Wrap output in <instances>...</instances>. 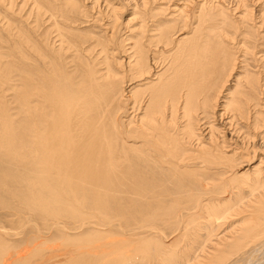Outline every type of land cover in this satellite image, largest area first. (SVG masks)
<instances>
[{
	"label": "bare ground",
	"instance_id": "6f19581e",
	"mask_svg": "<svg viewBox=\"0 0 264 264\" xmlns=\"http://www.w3.org/2000/svg\"><path fill=\"white\" fill-rule=\"evenodd\" d=\"M114 1L0 0V87L21 85L19 119L0 91V189L27 182L0 206L41 220L24 244L0 229V264H205L241 208L239 238L264 244V0H126L124 22ZM79 14L103 35L75 33ZM252 158V197L212 203ZM197 213L182 249L148 236ZM50 230L60 244L38 242Z\"/></svg>",
	"mask_w": 264,
	"mask_h": 264
},
{
	"label": "rangeland",
	"instance_id": "374dc122",
	"mask_svg": "<svg viewBox=\"0 0 264 264\" xmlns=\"http://www.w3.org/2000/svg\"><path fill=\"white\" fill-rule=\"evenodd\" d=\"M76 2H78V0H76ZM125 2H126V0H116V1H114V3H115L114 5H117V6L119 4L122 5ZM78 4H80V3H78ZM122 6H124V8L117 10V13L119 15V18L122 17V20L124 22L127 18H129V16H130L129 15V11L131 10V8L130 7H126L125 5H122ZM252 6H254V5L252 4ZM257 6H258V4H256V7ZM252 8H254V7H252ZM78 16H80V17H78ZM78 16L76 17L77 21L78 20H79V22H81V21L83 22L84 20L85 21L83 23L82 22L80 23L82 26L79 25L78 22L77 23L75 22L73 25L82 28V30L84 28L83 32L87 31L88 33H83L82 31H81L82 33L79 32V31H76L75 33L79 34L80 36L83 35L85 39L88 36L87 34H90V36H94L95 34H97V35L99 34L100 35V33H101V35H103V31L99 30L101 28L99 26H97V25L92 24L91 19H89V18L86 19V16L84 14H82V15L79 14ZM82 16H83V18H81ZM25 18H27V17H25ZM80 19H81V21H80ZM118 20L120 21L121 19H118ZM25 21L26 20H24V22ZM121 22L122 21L119 22V28H120L119 39H121L120 37L123 38L125 35H127V29L124 27L125 25H123ZM167 25H170V24H167ZM123 27H124L125 30L122 29ZM91 28H92V30H91ZM93 28L96 31H93ZM89 29H90V32H89ZM75 33H73V34L75 35ZM177 34L178 33L174 32L172 34L171 38L174 37V39H175L176 37L178 38V37H182L183 36V35L181 36V34L180 35H177ZM122 35H124V36H122ZM90 36H88V37H90ZM89 40L90 41H94L91 38H89ZM116 56H118V55L116 54ZM5 60H6V58H5ZM11 72H13V73H11V75L13 74L12 78H10V81L7 84H3L0 87L1 88L0 91H1V94L3 96L4 103L6 104L8 110L10 111V112L9 111L8 112L12 114V115L11 114L10 115L14 116L17 119H19L21 114L20 113H16L17 108L15 106H16V101L17 100H16V97H15V91L19 92L21 90V85H20V82H19L20 80H19L18 76L14 75V74H17V71H15V72L11 71ZM232 75H234V77L235 76L237 77V76L241 75V73H239V72L237 73L236 71L231 73V75L228 77V79L226 81L225 88L220 93V95H218V99L216 100L217 102L218 101H220V102L225 101L226 98L222 97V95L223 94H228V93L230 94L234 90V88L232 86V84H233ZM216 105H217V103H216ZM259 116H261V117H259ZM258 117H259V122L261 124L264 123V119H262L263 118L262 114L261 115L259 114ZM242 124H245V123H242ZM245 131H246V133H249L248 129H242V133L243 134L245 133ZM256 146H258V144ZM258 151H260V150H258ZM254 159L255 158H252L251 161H249V162L247 161L248 164H247V162L243 161L244 163L240 162L239 164L236 165L237 169L235 168L234 171H235V173L237 175L234 176V177H236L238 182L234 181L232 183L231 187L233 186L234 187L233 189L230 188V190H229V186L230 185L227 186L228 188L225 191V196H224V193H223L221 195V199L220 200L213 199L212 203L215 201L219 205H221L222 202H225V203H227V206H229V205H232L234 203L233 201L237 200L236 196H235L237 194H240L241 196H244V199H246L248 197H252L247 192V190H248V186H247L248 181L246 180V178H248V177H246V176H250L252 174L251 171L253 170V167L256 166L255 164H257V160H254ZM238 171H239V173H238ZM239 176H241V177H239ZM242 176H244V177H242ZM12 181H11V186H9V188L6 187V186H3L1 188L2 190L0 189V196H2V200L5 201L8 204H10L11 202H16L15 200L18 197L15 196V195H18L19 191L23 195L27 194V191H25L26 188H24V187H26V185H27L26 183L27 182L26 183H25V181L19 182V184L15 187V186H13L14 183H12ZM11 190H12V192H11ZM15 190L17 191L18 194H16ZM257 191L258 190H255L254 192H257ZM8 193H11L10 196L8 195ZM26 201L29 203L30 200H26ZM219 202H221V203H219ZM21 206H22V210L23 211L19 212V213L13 212L12 211L13 209H11V211H7L6 208L4 209V208H2L0 206V229H6V232L8 234L6 237L10 241H11V239H18V240H20V242H23V244H24V242L26 243V240L28 239L27 238L28 235H30L29 233L31 232L30 231L31 228H34L37 225H40L41 224V220L38 221V219H36V218H34L32 216L33 212L32 213L30 212V208L26 207V204L22 203ZM242 209L243 208L238 209L237 211H234V210L232 211L231 210L227 215L224 214L226 216L223 217L221 220L215 221L214 224H216V223H218V224L215 225V228L213 230L212 236H210L212 241L216 240V239L213 240V238H215V235L220 237L221 235H225V234L226 235L227 234L231 235L232 234V236H235V237H232L231 241L226 242V244L221 247L222 249L220 250L221 251L220 253L219 252L215 253L218 256L217 259H215L213 254L210 255L209 257H207V256H205L203 254V256L207 257L208 264H261V263H264V244L258 243L255 246H251V245L246 246L244 244H251V242H244L243 240H245V239L242 240V238H239L240 233H237V232L239 231L240 226H242L244 224V220H245L246 216L248 215V214H246V211L243 212ZM196 215H194L195 218H193V219L191 218L190 221L186 220V221L182 222L181 220H179L177 218L176 220H173L172 223L163 224V225L160 226V228H162V229L158 233L150 232L148 234V236L153 241H155L156 243H158L159 242L158 240H160L159 244L161 246H165V247H170L175 242H178V244H176L175 245L176 247H174V248L182 249L184 243L190 242L194 237L200 236V234H201V233L193 232L191 228L195 225L194 222H196L199 219L205 218L206 214H198L197 213ZM17 219H19V221H21V222L15 221ZM34 220H35V223H34ZM175 225L178 226V227H175ZM216 226H218V227H216ZM233 229L235 230V232L232 231ZM236 230H237V232H236ZM8 231H9V233H8ZM229 231H231V233ZM232 232L234 234L235 233L236 234L234 235ZM43 234L40 235L41 237H40V239L38 241L41 244L45 240L48 241V244H50V243L53 244V241H54V244H58V243L60 244V240L58 238L59 236H57L55 234L53 235L52 230L45 231ZM193 234L195 236H193ZM157 236H159V237H157ZM229 236H227V237H229ZM155 239H158V240H155ZM187 240H188V242H187ZM234 241H235V243H234ZM31 244L33 245V242ZM230 244L231 245L233 244V246H231ZM24 246L25 245H22L21 249H23ZM230 246H231V249H230ZM41 247L43 248L44 246H41ZM208 247H209V245H208ZM38 248H40V247H38ZM42 248H40V249H42ZM255 248L258 249V251H254ZM70 256L71 255L66 256L68 258H65L64 260H63V258L61 260H59V259L58 260L60 261V263L64 262L63 264H71V263L73 264V262H75V258L73 256H71V257ZM65 260L67 262H65ZM72 260H73V262H70ZM38 261H39L38 264H41V261L40 260H38ZM207 262L204 261L205 264H207ZM34 263H35V261H34ZM46 264H51V263H46ZM201 264H203V262Z\"/></svg>",
	"mask_w": 264,
	"mask_h": 264
}]
</instances>
